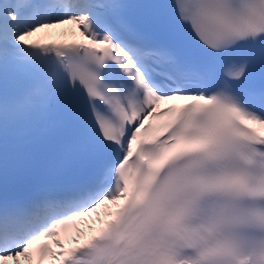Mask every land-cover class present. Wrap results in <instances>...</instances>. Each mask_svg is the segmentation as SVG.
Masks as SVG:
<instances>
[{
	"label": "snow or ice",
	"instance_id": "1",
	"mask_svg": "<svg viewBox=\"0 0 264 264\" xmlns=\"http://www.w3.org/2000/svg\"><path fill=\"white\" fill-rule=\"evenodd\" d=\"M0 264H264V0H0Z\"/></svg>",
	"mask_w": 264,
	"mask_h": 264
}]
</instances>
